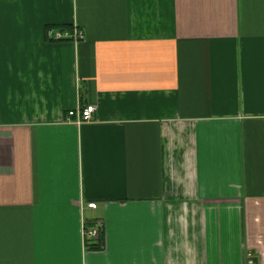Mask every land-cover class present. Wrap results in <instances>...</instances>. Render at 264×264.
<instances>
[{"label": "crops", "instance_id": "1", "mask_svg": "<svg viewBox=\"0 0 264 264\" xmlns=\"http://www.w3.org/2000/svg\"><path fill=\"white\" fill-rule=\"evenodd\" d=\"M0 264H264V0H0Z\"/></svg>", "mask_w": 264, "mask_h": 264}, {"label": "built area", "instance_id": "2", "mask_svg": "<svg viewBox=\"0 0 264 264\" xmlns=\"http://www.w3.org/2000/svg\"><path fill=\"white\" fill-rule=\"evenodd\" d=\"M47 38L50 40H62L70 39L74 42H78L83 39L84 33L82 30H78L75 27L73 28H58L56 30L47 29L46 30ZM95 110L93 104H86L83 107H77L75 109H70L67 111V114L64 117L66 122H75L80 124L84 121H88L92 118V113ZM87 206L90 208H95V202H87ZM101 227L96 224V222L84 221L82 224V235L83 240L87 246L90 244H98L100 247L101 244L98 243L100 238Z\"/></svg>", "mask_w": 264, "mask_h": 264}, {"label": "trees", "instance_id": "3", "mask_svg": "<svg viewBox=\"0 0 264 264\" xmlns=\"http://www.w3.org/2000/svg\"><path fill=\"white\" fill-rule=\"evenodd\" d=\"M62 28H67V27H62Z\"/></svg>", "mask_w": 264, "mask_h": 264}]
</instances>
